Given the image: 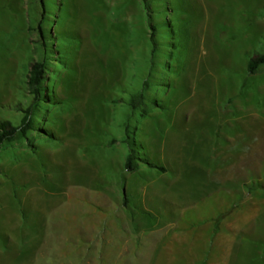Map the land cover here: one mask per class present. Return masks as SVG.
<instances>
[{"label": "rangeland", "instance_id": "1", "mask_svg": "<svg viewBox=\"0 0 264 264\" xmlns=\"http://www.w3.org/2000/svg\"><path fill=\"white\" fill-rule=\"evenodd\" d=\"M146 1L0 0V121L19 124L17 109L32 103L35 61L62 104L36 112L57 142L42 130L0 150V264H264V64L247 72L264 55V0ZM153 49L173 65L158 75L177 74L158 95L165 109L135 119L137 136L175 176L136 195L157 214L149 226L116 189L85 187L83 176L105 168L97 138L124 118L120 91L141 88L131 78L144 77ZM15 213L22 224L7 222Z\"/></svg>", "mask_w": 264, "mask_h": 264}, {"label": "trees", "instance_id": "2", "mask_svg": "<svg viewBox=\"0 0 264 264\" xmlns=\"http://www.w3.org/2000/svg\"><path fill=\"white\" fill-rule=\"evenodd\" d=\"M146 2L147 1L144 0L145 6H148ZM50 5L53 6L55 10H57L55 3H50ZM149 24L152 31L151 40L149 41L151 46L154 48V37L155 34L159 32V29L152 25L151 22H149ZM162 30H164V35L169 37L172 36L173 39L169 45L165 46V49L168 51L170 50V52L174 51L175 47H173V44L175 43V40L173 38V34L168 33L170 31L172 32V30ZM158 56L160 55L155 52V49H153L149 58H144V66L147 70V72L143 74L144 77L140 78L139 76H134L133 79L131 78L132 81L141 80V88L133 94L120 91V93L123 95H129L128 102L125 104V109H127V112L125 113L124 118L117 126H109L108 129L112 127L115 128L111 135L107 131V135H104V138H97L101 142L99 148H102L105 151L107 149H112V151L116 150V147L119 145L126 149L127 153L124 158L123 167L121 169L122 176L127 173L137 172L141 166H146L150 169H155L163 173L167 171L165 167L155 164L151 160L145 143H143L141 140H138L137 135L139 133L140 126L136 125L135 123V119L138 118L139 114L143 117H148L154 110L165 109L166 104L160 99V97H158V95H160L161 91H165L167 89L169 90L172 87L168 81L173 74L176 75L177 73L173 72L172 75L166 77H164L162 74L158 75V73L161 72L169 73L167 68L171 71V67H173L171 59H168L166 62H157ZM262 64H264V55L251 58L247 65V72L249 74H255ZM48 70L49 69L45 61H35L31 63L29 74L27 76V88L29 94L33 96L32 103L26 109L20 107L17 109V111L23 115L19 124H14L7 119L0 121V150H6L12 146L15 147V144L19 141L29 143L31 141L32 134H39L42 130L48 135L39 136V139H44L46 142L51 140H55L57 142L55 137L46 129V127L38 128L35 125L36 122L40 121L39 117L36 116L38 108L41 106H50L56 109L62 107L61 103H53L54 101L52 98L54 96V91L47 90L46 88L45 82L47 81L46 75L48 74ZM156 77H158L157 79L161 80V82L158 84L155 83ZM163 81H166L167 83ZM114 118L115 117L112 119ZM105 128H103V130H105ZM31 154H37V151H32ZM128 196L129 194H126L123 199V206L126 208H129L130 203ZM132 213L133 211H131V216L133 217L134 214ZM150 217L153 224L154 217ZM152 224L149 226H152Z\"/></svg>", "mask_w": 264, "mask_h": 264}, {"label": "crops", "instance_id": "3", "mask_svg": "<svg viewBox=\"0 0 264 264\" xmlns=\"http://www.w3.org/2000/svg\"><path fill=\"white\" fill-rule=\"evenodd\" d=\"M167 139L168 138L166 136V141L168 143ZM126 153H127L126 149H124L120 145L117 146L116 150H113V151L112 149H107L105 151V156H107L108 158H107V164L105 168L104 167L99 168V170H97L95 173H91V174L85 173L83 176V185L85 187L95 188V189H97V187H100V191L103 193L106 192L108 188H112V189L114 188L122 196L123 199H124V196H126V194H129L128 196L129 197L128 199L130 202L129 208L134 213V209L136 210L137 207H142V211L144 213V215L140 217L134 214L136 217V221L139 223H143L145 225H151L152 222H151L150 216H152L153 214L155 215L157 214L152 212L151 210H148L149 207H146L145 205L143 206L139 205L138 201L136 200V195H140L141 193H144V192L149 194L156 190L158 191V190L167 188L169 185V181L168 182L166 181L164 183L163 179L167 173H170L172 176H175V170L171 167L173 169V171L171 172L170 170L167 169V167L169 166H163L167 169L165 173L160 172L158 170H156L157 172H154L152 171V169L146 166H141L137 172L124 174L121 178L119 177V173H121V169L123 167V162H124ZM148 154L151 158V155L149 152ZM151 160L153 161L152 158ZM142 167L146 171L145 178L144 180L137 182L135 179V175L137 173H144L142 171ZM26 174L27 176H30L27 172ZM104 174L105 176H110V174L114 175L113 181L102 180L101 177H103ZM157 174H161L162 177L158 178L159 176H157ZM70 179L72 180V185H75L76 184L75 176L70 175ZM24 185L27 186L28 184L25 183ZM173 185H175V183H173ZM27 203H28V200L26 198H22L19 200V204L23 208L27 207ZM11 216L12 218H10V221H7L8 223H11L12 225L22 224V217L19 213H15L14 216L12 214Z\"/></svg>", "mask_w": 264, "mask_h": 264}]
</instances>
